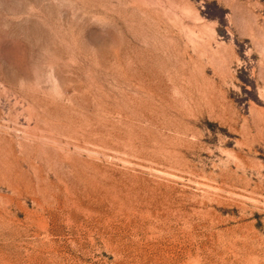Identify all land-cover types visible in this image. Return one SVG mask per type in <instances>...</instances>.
I'll use <instances>...</instances> for the list:
<instances>
[{
    "label": "rangeland",
    "instance_id": "1",
    "mask_svg": "<svg viewBox=\"0 0 264 264\" xmlns=\"http://www.w3.org/2000/svg\"><path fill=\"white\" fill-rule=\"evenodd\" d=\"M0 264H264V0H0Z\"/></svg>",
    "mask_w": 264,
    "mask_h": 264
}]
</instances>
